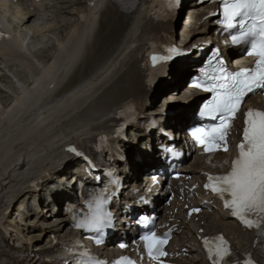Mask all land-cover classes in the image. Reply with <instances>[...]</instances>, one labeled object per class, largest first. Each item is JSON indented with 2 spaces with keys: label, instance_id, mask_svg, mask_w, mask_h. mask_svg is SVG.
I'll return each instance as SVG.
<instances>
[{
  "label": "bare ground",
  "instance_id": "1",
  "mask_svg": "<svg viewBox=\"0 0 264 264\" xmlns=\"http://www.w3.org/2000/svg\"><path fill=\"white\" fill-rule=\"evenodd\" d=\"M141 1L109 0L95 8L89 0H62L53 21L34 24L20 12V37L30 33L39 41L23 45L14 57L0 53V78H9L4 82L11 86L6 90L0 83V240L13 232L10 249L34 253L37 246L33 237L20 235L4 210L19 196L22 203L29 199L28 183L46 176L48 168L58 169L71 153L67 143L97 128L123 93L137 92L132 56L164 27L143 22ZM186 12L187 4L182 22ZM202 16L195 20L204 24ZM12 65L23 68V74ZM6 73L21 76L18 83ZM64 134L73 135L63 140Z\"/></svg>",
  "mask_w": 264,
  "mask_h": 264
},
{
  "label": "snow or ice",
  "instance_id": "2",
  "mask_svg": "<svg viewBox=\"0 0 264 264\" xmlns=\"http://www.w3.org/2000/svg\"><path fill=\"white\" fill-rule=\"evenodd\" d=\"M180 3L181 0H165L167 13L178 8ZM221 10L223 19L220 22L224 28L239 29L236 34L231 35V44H247L246 55L254 58V66L229 71L219 50H216L201 69V75L192 82L191 87L210 94V98L200 108L199 117L212 123L193 127L190 131L196 145L206 154L228 151V132L241 111L242 102L257 89L264 90V0H222ZM179 54V49L170 47L166 55L153 53L149 60L156 67ZM66 150L77 156L82 155L75 146H69ZM237 150L230 170L222 175L207 174L204 188L219 196L223 207L240 224L245 228L255 229L259 235L264 236V110L249 108L244 111L242 139L237 144ZM107 175L112 184L118 183L114 173ZM110 200L108 187L105 185L99 191L88 194L85 200L86 211H73L72 226L84 233H92L91 238L96 245L104 242L105 230L112 228L114 224L109 210ZM200 211L199 207H193L188 215L192 216ZM137 223L145 228L149 226L146 217H141ZM169 236V232L160 235L150 229L139 237L144 252L155 264H162L161 258L168 255L165 246ZM202 243L210 264H229L227 258L232 253L223 235L204 238ZM119 246L121 249L127 247L124 243ZM65 248L69 254L75 255L73 264H135L127 256L111 262L100 260L84 249L78 241L71 247L66 245ZM63 264H68V261ZM244 264H254V261L248 258L244 260Z\"/></svg>",
  "mask_w": 264,
  "mask_h": 264
},
{
  "label": "rangeland",
  "instance_id": "3",
  "mask_svg": "<svg viewBox=\"0 0 264 264\" xmlns=\"http://www.w3.org/2000/svg\"><path fill=\"white\" fill-rule=\"evenodd\" d=\"M42 40H45V38H43ZM26 41H27V44L30 46V47H32L34 44H36L38 41H39V37H37V38H32V37H26ZM32 45V46H31ZM13 67H14V65H12ZM14 69L16 70V72H17V74L18 73H20V74H23V68H20L19 66H17L16 65V67H14ZM7 71H9L8 69H7ZM9 74H11L10 76L12 77L14 74H12V73H9ZM21 76H19L18 78H16L15 76H13V78H15L16 80L17 79H19ZM22 77H24V75H22ZM1 79V78H0ZM12 79V78H11ZM5 80H9V78H2L1 79V81H0V83L2 84V87H3V85H4V88L3 89H6V88H8V85L5 83L6 81ZM5 81V82H4ZM6 85V86H5ZM11 87V86H10ZM9 87V88H10ZM8 88V89H9ZM8 89H6V90H8ZM11 89V88H10ZM6 92H4V94H5ZM3 94V92L2 93H0V97H1V95ZM3 100H4V98H2ZM1 98H0V100H2ZM13 212V211H12ZM12 212L10 213V216H11V214H12ZM34 241H35V238H34ZM36 242V241H35ZM34 242V243H35Z\"/></svg>",
  "mask_w": 264,
  "mask_h": 264
}]
</instances>
